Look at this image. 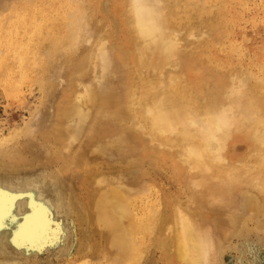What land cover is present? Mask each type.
<instances>
[{"label": "bare ground", "instance_id": "obj_1", "mask_svg": "<svg viewBox=\"0 0 264 264\" xmlns=\"http://www.w3.org/2000/svg\"><path fill=\"white\" fill-rule=\"evenodd\" d=\"M40 1L0 10V71L54 98L49 158L87 226L81 263L224 264L243 210L264 231V77L211 50L231 1ZM146 163L170 167L182 192L161 195Z\"/></svg>", "mask_w": 264, "mask_h": 264}, {"label": "rangeland", "instance_id": "obj_2", "mask_svg": "<svg viewBox=\"0 0 264 264\" xmlns=\"http://www.w3.org/2000/svg\"><path fill=\"white\" fill-rule=\"evenodd\" d=\"M10 1L0 0L4 17L12 13L5 6ZM15 1H11L10 6ZM203 1L202 6L210 5L208 0ZM227 1H231L228 15L234 19L230 34L211 50L227 61L226 69L242 68L249 79L250 71L264 77V0H223L224 4ZM46 2L43 0L36 5L41 7ZM205 2L207 4L203 5ZM3 52L6 47L0 45V55H4ZM16 73L6 68L0 71V264H108L92 259L81 263L80 252L85 241L81 231L87 230V226L77 219L67 199L59 198L60 178L56 174L62 161L49 158L50 150L54 152L57 147L52 131H48L53 122L54 98L45 91L41 81L35 78L32 82L34 79L29 80L30 77L25 78L26 81L17 80ZM11 76L16 83L13 84ZM235 148L239 155L243 154L244 146ZM115 157V150H111L102 159L114 162ZM147 164L143 167L148 178L162 187L161 195L182 192L183 186L172 179L170 167L156 171ZM247 211H242L246 217L245 230L225 242L224 264H264V246L261 245L264 231L257 230L255 220ZM34 220L44 221L48 227L37 230ZM160 253L156 250L150 255L158 259Z\"/></svg>", "mask_w": 264, "mask_h": 264}, {"label": "snow or ice", "instance_id": "obj_3", "mask_svg": "<svg viewBox=\"0 0 264 264\" xmlns=\"http://www.w3.org/2000/svg\"><path fill=\"white\" fill-rule=\"evenodd\" d=\"M29 219H34L33 217H29ZM37 230L43 231L48 225L44 221L40 220H34V225H33Z\"/></svg>", "mask_w": 264, "mask_h": 264}]
</instances>
